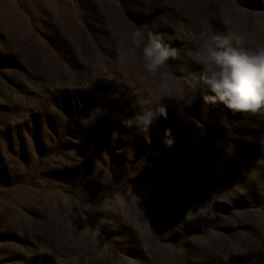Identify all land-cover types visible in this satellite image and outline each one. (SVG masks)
I'll return each instance as SVG.
<instances>
[{
    "label": "rangeland",
    "instance_id": "obj_1",
    "mask_svg": "<svg viewBox=\"0 0 264 264\" xmlns=\"http://www.w3.org/2000/svg\"><path fill=\"white\" fill-rule=\"evenodd\" d=\"M264 0H0V264H264V119L163 101L137 27L187 55L226 26L256 32ZM264 38V34L260 36ZM166 130L174 143L163 144Z\"/></svg>",
    "mask_w": 264,
    "mask_h": 264
},
{
    "label": "clouds",
    "instance_id": "obj_2",
    "mask_svg": "<svg viewBox=\"0 0 264 264\" xmlns=\"http://www.w3.org/2000/svg\"><path fill=\"white\" fill-rule=\"evenodd\" d=\"M255 28L249 33L226 26L223 33H209L187 53L200 66L199 73L191 74L188 87L177 92L176 78L162 70L170 59H179V50L166 44L162 34L137 27L130 34L131 44L140 49L144 71L157 82L154 92L135 90L133 107L139 111L122 123L146 133L158 116L167 118L165 99L190 106L197 92L205 103L219 102L234 113L264 119V12L257 13ZM173 143L171 130H166L164 146Z\"/></svg>",
    "mask_w": 264,
    "mask_h": 264
}]
</instances>
